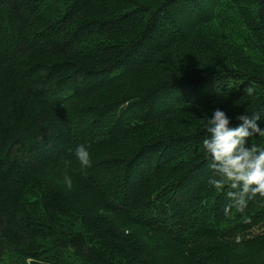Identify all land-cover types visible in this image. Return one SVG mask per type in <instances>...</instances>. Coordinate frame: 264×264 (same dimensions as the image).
I'll use <instances>...</instances> for the list:
<instances>
[{"label":"trees","instance_id":"16d2710c","mask_svg":"<svg viewBox=\"0 0 264 264\" xmlns=\"http://www.w3.org/2000/svg\"><path fill=\"white\" fill-rule=\"evenodd\" d=\"M216 108L264 128V0H0V264H264V196L209 182Z\"/></svg>","mask_w":264,"mask_h":264},{"label":"clouds","instance_id":"9594fccd","mask_svg":"<svg viewBox=\"0 0 264 264\" xmlns=\"http://www.w3.org/2000/svg\"><path fill=\"white\" fill-rule=\"evenodd\" d=\"M247 91L251 94L253 88ZM247 113L237 115L239 123L230 126L231 118L216 108L202 125L205 136L201 143L208 158L207 166L218 177L209 182L217 189H228L225 195L230 203L223 208L225 215L231 209L242 213L257 194L264 196V147L249 144L247 140L257 135L264 138V128L257 123L260 113ZM74 155L82 167L91 165L90 153L84 144L76 145ZM64 179L66 184L71 183V177L65 175ZM26 264H31V260Z\"/></svg>","mask_w":264,"mask_h":264}]
</instances>
